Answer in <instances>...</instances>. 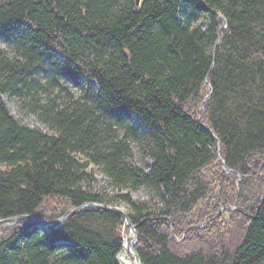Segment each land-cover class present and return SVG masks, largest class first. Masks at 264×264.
Instances as JSON below:
<instances>
[{
	"label": "trees",
	"instance_id": "trees-1",
	"mask_svg": "<svg viewBox=\"0 0 264 264\" xmlns=\"http://www.w3.org/2000/svg\"><path fill=\"white\" fill-rule=\"evenodd\" d=\"M0 40L17 54L0 50V264H120L131 225L142 264H264V0H0ZM39 75L90 99L42 102ZM5 93L55 132L13 118ZM130 137L146 142L149 169L131 160ZM90 163L125 190L131 224L103 208L69 213L115 200L94 191ZM214 163L210 180L202 169ZM143 185L158 211L132 199ZM47 198L62 209L47 216ZM223 204L238 205L224 210L240 236L230 246L213 239L223 213L196 227ZM22 214L70 215L48 228L8 220ZM204 229L190 248L171 236Z\"/></svg>",
	"mask_w": 264,
	"mask_h": 264
},
{
	"label": "rangeland",
	"instance_id": "rangeland-1",
	"mask_svg": "<svg viewBox=\"0 0 264 264\" xmlns=\"http://www.w3.org/2000/svg\"><path fill=\"white\" fill-rule=\"evenodd\" d=\"M206 22H207L206 18H201L199 19L198 22L194 23L193 26L201 25L202 27H205ZM0 50L5 52V54H7V56L10 58H14L17 55L13 46L9 45L7 42L3 40H0ZM38 79L41 82V84L45 86V89L41 88L39 91L40 99L42 102H45L47 98H50V99H54L55 102L58 103L59 105L64 106L66 103H69L70 101L78 99V98L86 99V100L90 99L89 95L87 94L86 88H82L80 86L67 83L65 81H60L59 82L60 84L58 85L52 84V83L47 84L48 77H46L45 75H39ZM2 100L4 101L5 106L7 110L9 111V113L12 115V117L18 120L20 123L27 125L29 127H32V128H37L45 133L53 134L55 132V130L49 125L48 122H45L44 120L40 119L35 113L27 110L24 106H22L21 99L18 96L5 93V94H2ZM113 128L115 129V133L118 134L120 137L124 136L125 134L124 125L123 126L113 125ZM128 141L132 149L131 160L138 166L145 168V169H149L153 164V159L148 152V146L146 142L141 141L140 139H136L134 137L128 138ZM79 159H81L82 161H85L87 158L81 155L79 156ZM221 159L223 158L220 157V160ZM214 166H215V163L214 165L209 164L202 169V173L205 174L207 177H209L210 180H214V176H213ZM0 168L4 169L5 165L3 163H0ZM224 169L228 172V170L225 167ZM87 171L90 172L94 178V181H93L94 191H96L97 193L103 194L106 200L108 198L115 197V200L112 203L110 204L102 203V204L109 205V206L114 205V206L121 208L128 216V219H127L125 215L123 214L126 220L125 221L126 224H131V219L128 215V212L130 211V207L128 203L124 201L123 198L118 197V194L125 192V190L120 191L116 187L112 186L110 184V181L106 173L103 171L100 165L90 163L89 166L87 167ZM239 180L240 178L237 180V182H239ZM215 187H217L216 184H215ZM217 192L218 190L216 189L214 190L213 194H216ZM130 195L132 199L135 201L145 202L151 211H158L160 207L162 206V202L157 192L152 190L148 186L143 185V186H139L138 188L131 189ZM60 204L61 203L58 200H55L54 198H47L45 201V205H44V208H45L44 210H45L46 215L50 216V214H53L54 211L52 210L60 211L62 209ZM237 206L238 205H230V204L221 205L218 211L214 215L210 216L205 222L201 224H197L196 227L197 228L201 227V228L206 229L207 227H209L211 221L218 219L219 216H221V214L223 213L222 217H223L224 222L223 224H221L222 225L221 227L219 226V235H221V238L213 237V239H216L217 241L221 243H225L228 246L234 244L236 241H238L240 237L239 231L238 229L234 228L236 227L235 220H232V218L230 220L229 212L226 213L224 212V210L225 208L235 210ZM81 208H87V207H80L79 209ZM71 211L69 213H71ZM238 216L239 215H237V217ZM59 218L47 220V222H51L50 223L51 225L60 224V222H63V221H59ZM29 219H32V218H29ZM85 222L88 223L90 226L95 227L99 230H102L104 228L110 229L108 227L107 221L103 220L101 217L92 216ZM38 226L46 227V226H42L41 224H38ZM49 226H47L46 228H48ZM230 228H231L230 233L226 234V230ZM135 229H136L135 225H131V227L128 226L127 228L123 229V232H122L123 247H122V250L117 254V259L120 264H125L124 262L125 259H131L135 264H137L136 257L133 251L130 250L131 242L133 241V247L138 253V250L135 247V244L137 242V235H136ZM205 229L204 231L199 232L197 235L195 234V236L186 235L188 231L185 232L184 236H177L175 235L174 231L171 230V236L174 238L175 244H179L182 247L190 248V247H193V245H195L196 242H198L196 238L202 239L201 233H204V234L209 233L208 230H211V229H208L207 231H205ZM215 230L217 231V226L215 227ZM60 241L62 240H58V242ZM125 243L129 245L128 246L129 249L124 247ZM138 256H139V253H138ZM139 260L141 262L140 256H139Z\"/></svg>",
	"mask_w": 264,
	"mask_h": 264
},
{
	"label": "water",
	"instance_id": "water-1",
	"mask_svg": "<svg viewBox=\"0 0 264 264\" xmlns=\"http://www.w3.org/2000/svg\"><path fill=\"white\" fill-rule=\"evenodd\" d=\"M140 2H141V0H135L136 5H140ZM221 160L224 161L223 159H221ZM80 207H87L89 209L103 208V209H106V210L116 211V212H120V213L124 214L125 217L128 219V216L126 215V213L121 208H119L117 206H114V205L113 206H109V205H104V204L98 203V202H87V203H84ZM78 209L79 208L72 210L71 213L77 211ZM69 215L59 218V221H65L68 218ZM29 218L37 220V222L39 224H41L42 226H46L47 227V226L51 225L50 224L51 222H47V221L39 218L38 216L31 215V214H22V215H18V216H14V217H9L8 220L29 219ZM4 220L5 219H1L0 223H2ZM131 250L133 251V253H134L135 257H136L137 263L141 264V262L139 260L138 253L135 250V248L133 247V241L131 242Z\"/></svg>",
	"mask_w": 264,
	"mask_h": 264
},
{
	"label": "bare ground",
	"instance_id": "bare-ground-1",
	"mask_svg": "<svg viewBox=\"0 0 264 264\" xmlns=\"http://www.w3.org/2000/svg\"><path fill=\"white\" fill-rule=\"evenodd\" d=\"M65 217V216H64ZM61 218V217H60ZM127 242V241H126ZM129 245L127 244V243H125V245H124V247L125 248H127V249H129V247H128ZM130 250H131V248H130ZM136 261V260H135ZM124 262H125V264H135L131 259H125L124 260ZM136 263H137V261H136ZM138 264V263H137Z\"/></svg>",
	"mask_w": 264,
	"mask_h": 264
}]
</instances>
